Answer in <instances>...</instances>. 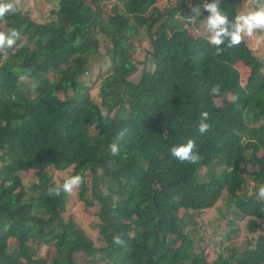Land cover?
Wrapping results in <instances>:
<instances>
[{"label":"trees","instance_id":"trees-1","mask_svg":"<svg viewBox=\"0 0 264 264\" xmlns=\"http://www.w3.org/2000/svg\"><path fill=\"white\" fill-rule=\"evenodd\" d=\"M204 2L58 0L43 20L21 8L0 23V31L20 33L0 64V264H81L78 255L105 264H264V200L256 196L264 185V60L246 40L216 55L201 22ZM240 3L219 0L230 19ZM190 6L202 15L185 27ZM142 37L148 47L140 59ZM95 56L106 57L110 70L99 84L100 107H89L82 97ZM239 63L249 69L244 81ZM216 84L220 94L210 95ZM205 111L210 129L201 135ZM190 138L196 164L170 152ZM54 170L84 177L79 197L99 206L100 244L76 218H64L67 193L48 195L62 187ZM225 192L256 234L210 261L194 228ZM33 240L54 255L30 252Z\"/></svg>","mask_w":264,"mask_h":264},{"label":"rangeland","instance_id":"rangeland-1","mask_svg":"<svg viewBox=\"0 0 264 264\" xmlns=\"http://www.w3.org/2000/svg\"><path fill=\"white\" fill-rule=\"evenodd\" d=\"M111 0H106L110 3ZM58 0H22V9L28 12L30 16L36 20H43L48 17V11L50 7L57 5ZM159 5H165L168 0H158ZM244 0L238 7V14L242 10ZM251 0H249V4ZM109 8V6H107ZM202 30V29H201ZM197 27H192V31L198 34L200 31ZM249 47L254 53L264 60V32H258L251 38H245ZM137 56L143 59L145 56V48L148 47L146 37H142L141 40L136 41ZM238 69L241 72L242 80L244 81L249 73V69L242 63L237 64ZM110 62L106 57L95 56L90 64V76H87L89 84V90L82 97V102L89 107H100L99 96V84L102 78L109 72ZM262 153V152H261ZM1 166V164H0ZM69 170H54V177L58 184L63 185V182L68 178ZM248 184L250 191L254 193L256 189V182L253 181L248 175ZM33 179L31 173H25V181ZM98 204L88 207L85 202L79 197V188L75 189L73 193L68 194L66 203L64 205L63 216L68 218L69 215L78 220L80 225L86 230L88 235L94 239L97 244L101 243L99 232L97 228V209ZM227 193L225 192L219 199L215 207L203 211L197 216L198 225L194 228V237L204 244L205 252L210 261H213L217 257V252L223 249L227 245H236L239 248L244 246L247 241L253 238L256 232H251L246 227V218L237 217L230 210ZM183 213V210H181ZM234 220V224L230 222ZM264 225V222H263ZM232 227L237 230L231 232V236L228 238L227 233ZM29 251L33 253H39L43 257H51L54 255L55 250L52 246L46 245L44 242L37 244L35 240L32 244H29ZM81 264H105L104 260H91L85 255H78Z\"/></svg>","mask_w":264,"mask_h":264},{"label":"clouds","instance_id":"clouds-1","mask_svg":"<svg viewBox=\"0 0 264 264\" xmlns=\"http://www.w3.org/2000/svg\"><path fill=\"white\" fill-rule=\"evenodd\" d=\"M22 0H0V23L5 21V18L10 14H15L21 11ZM191 12L194 14L187 17L185 27L195 26L198 17L202 15L200 6H190ZM203 10L208 13V16L201 20L204 29L207 33V43L215 48V54L220 55L223 51L222 45L227 47L239 46L245 38H251L258 32H264V0H244L242 10L233 18H229L219 6V0H210L202 5ZM20 38V33L16 29H11L8 32L0 31V64L6 63L9 59L8 50L14 49L17 41ZM29 78L28 73L19 76L20 81H25ZM221 85L216 84L210 89V95L217 96L220 94ZM237 97L232 96V101L235 102ZM104 118H110L107 112L102 113ZM209 119L208 112H202L198 122V132L203 135L210 129V124L206 121ZM126 130L119 133V138H123ZM196 142L194 139H188L186 143L173 146L170 149L171 155L180 161L196 164L201 160V156L195 150ZM109 150L112 155L119 154L118 143L109 145ZM84 183V177L76 174L67 178L62 187H50L48 195L60 196L61 192L71 194ZM256 196L260 200H264V185L258 187ZM115 244H122L123 241L119 236L113 238Z\"/></svg>","mask_w":264,"mask_h":264}]
</instances>
